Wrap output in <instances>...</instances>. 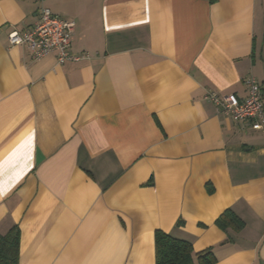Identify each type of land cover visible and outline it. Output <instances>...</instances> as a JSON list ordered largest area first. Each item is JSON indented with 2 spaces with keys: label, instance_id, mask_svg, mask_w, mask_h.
Listing matches in <instances>:
<instances>
[{
  "label": "crops",
  "instance_id": "crops-1",
  "mask_svg": "<svg viewBox=\"0 0 264 264\" xmlns=\"http://www.w3.org/2000/svg\"><path fill=\"white\" fill-rule=\"evenodd\" d=\"M41 7L88 60L8 46ZM248 77L264 103V0H0V235L17 226L19 264H155L156 230L264 264V132L204 99H244Z\"/></svg>",
  "mask_w": 264,
  "mask_h": 264
},
{
  "label": "built area",
  "instance_id": "built-area-1",
  "mask_svg": "<svg viewBox=\"0 0 264 264\" xmlns=\"http://www.w3.org/2000/svg\"><path fill=\"white\" fill-rule=\"evenodd\" d=\"M75 29L73 21L53 15L49 9L41 7L37 21L28 30L13 31L7 36L8 46H23L29 51L32 60L53 53L58 64L88 60L86 54H72L70 46ZM247 95L238 99L235 95L219 96L208 92L204 99L217 107V114L228 116L235 122L248 121L255 132H264V103L262 86L253 77L245 81Z\"/></svg>",
  "mask_w": 264,
  "mask_h": 264
},
{
  "label": "trees",
  "instance_id": "trees-1",
  "mask_svg": "<svg viewBox=\"0 0 264 264\" xmlns=\"http://www.w3.org/2000/svg\"><path fill=\"white\" fill-rule=\"evenodd\" d=\"M236 219L224 213L216 221L222 230L235 227ZM236 227H239L238 225ZM19 230L13 226L5 235H0V264H19ZM155 264H214L210 249L194 253L192 245L184 240L172 238L160 230L154 233Z\"/></svg>",
  "mask_w": 264,
  "mask_h": 264
}]
</instances>
